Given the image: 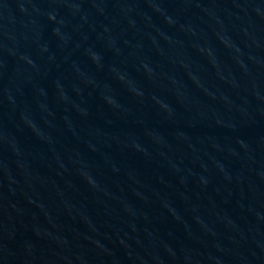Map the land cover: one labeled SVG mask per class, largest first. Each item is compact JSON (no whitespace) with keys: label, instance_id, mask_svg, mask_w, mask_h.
Wrapping results in <instances>:
<instances>
[{"label":"water","instance_id":"1","mask_svg":"<svg viewBox=\"0 0 264 264\" xmlns=\"http://www.w3.org/2000/svg\"><path fill=\"white\" fill-rule=\"evenodd\" d=\"M264 0H0V224L161 111Z\"/></svg>","mask_w":264,"mask_h":264}]
</instances>
